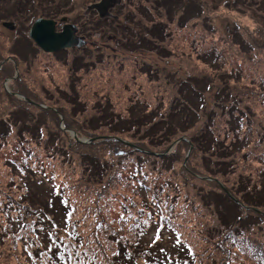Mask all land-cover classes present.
I'll return each instance as SVG.
<instances>
[{
    "label": "rangeland",
    "instance_id": "obj_1",
    "mask_svg": "<svg viewBox=\"0 0 264 264\" xmlns=\"http://www.w3.org/2000/svg\"><path fill=\"white\" fill-rule=\"evenodd\" d=\"M161 1L0 0V264H264V0Z\"/></svg>",
    "mask_w": 264,
    "mask_h": 264
},
{
    "label": "trees",
    "instance_id": "obj_2",
    "mask_svg": "<svg viewBox=\"0 0 264 264\" xmlns=\"http://www.w3.org/2000/svg\"><path fill=\"white\" fill-rule=\"evenodd\" d=\"M169 0H162L161 2H163V3H166V2H168ZM179 3H178V6L174 9V10H176V9H178V8H182V15H183V12H185V17H192V16H194V15H196V14H192L193 12H196V11H200L201 10V8H202V3H200V0H177ZM194 8V10H192L191 12H189V13H187V10L189 9V8ZM173 12V11H172ZM151 17H153L152 15H150ZM184 17V18H185ZM154 18V17H153ZM152 28V27H151ZM163 29H164V26L162 27H160L159 29H158V32L160 31V33H161V31L163 32ZM154 31H150V32H146V33H144V34H142L141 35V39L142 40H144V41H148V42H150V39H148V37H151V35H153V36H156V35H159V34H155V33H153ZM26 33V32H25ZM27 34V33H26ZM164 37V36H163ZM139 44H142V45H144L143 43H139ZM134 47H135V45H134ZM194 89L195 90H197V88L195 87V85H194ZM198 92V91H197ZM185 100V99H184ZM175 112H177V109L175 110ZM193 113H197V111L195 110H193L192 111ZM174 116L176 117V115L174 114ZM113 119H115V121L113 122ZM186 120V119H185ZM7 121H9V120H7V119H5V120H0V126H6V124H7ZM185 122V121H184ZM109 124H111V126H113V125H117V124H120L121 126L120 127H124V131H127V130H130V128L131 127H134V125H135V121H132V118L130 119V118H128V119H122L121 117H119V116H114V117H111L110 118V121H109ZM129 126V127H128ZM147 126V125H146ZM145 127V126H144ZM0 129H2V128H0ZM133 129V128H132ZM164 129L165 130H168V128L167 127H164ZM122 131H121V129H120V131H119V133H121ZM149 132V131H148ZM50 140V139H49ZM66 149H68V145H66ZM69 151H70V149H68ZM93 157V156H92ZM96 161L98 160V159H95ZM94 164H97V163H94ZM96 167L98 168V166H96V165H93V170L94 169H96ZM101 172H102V170H101ZM144 183L146 182V181H143ZM145 185V184H144ZM147 186H149L150 188H152L150 185H147ZM147 186H145V187H147ZM144 187V190L146 191V193H148V194H152V193H150V192H148L147 191V189ZM248 187H249V185H248ZM264 187H261L259 190L260 191H262V189H263ZM249 196V198H251V202H249V201H246V200H243V202L246 204H248L249 206H251V207H257V204H258V202L259 201H257L256 199H257V197H258V190L257 189H254V188H250V191L247 193ZM247 194H246V197H247ZM168 194H166L163 198H161V202L162 203H173V201H172V199H169L168 198ZM233 199V198H232ZM158 201H160V200H158ZM232 202H234L235 204H237V205H242L241 203H239V202H237V200L236 199H234V200H231ZM260 203V202H259ZM238 207V206H237ZM235 217V216H234ZM234 217H232L231 216V218H229V220H232ZM237 217H239V218H241V215H237ZM212 233H213V231H212ZM140 238V237H139ZM137 241L138 242H140V240L137 238ZM179 248V250H178V252H177V254H178V256H180V257H182V258H189V257H191L192 256V249L189 247V245L187 244V243H181L180 244V246L178 247ZM119 250V249H118ZM123 255V253L122 252H120V254H118L117 255V260H118V262H119V264H125L124 262H128V259H131L130 257H128L127 256V258H125V257H123L122 256ZM132 260H136V257H134V258H132ZM180 263V262H179ZM179 263H177V264H179ZM213 263H215V259L213 260ZM135 264V263H134ZM181 264H193V262L191 261V262H188V261H183Z\"/></svg>",
    "mask_w": 264,
    "mask_h": 264
},
{
    "label": "water",
    "instance_id": "obj_3",
    "mask_svg": "<svg viewBox=\"0 0 264 264\" xmlns=\"http://www.w3.org/2000/svg\"><path fill=\"white\" fill-rule=\"evenodd\" d=\"M100 13L107 12L108 0H102L100 3L93 4ZM6 26L11 22H5ZM74 25H64L63 30L56 33V22L53 20L38 19L36 20L29 33L35 43L45 51L54 52L63 48H71L72 46L84 43V39L76 36ZM81 41V42H80Z\"/></svg>",
    "mask_w": 264,
    "mask_h": 264
},
{
    "label": "flooded vegetation",
    "instance_id": "obj_4",
    "mask_svg": "<svg viewBox=\"0 0 264 264\" xmlns=\"http://www.w3.org/2000/svg\"><path fill=\"white\" fill-rule=\"evenodd\" d=\"M101 1H102V0H101ZM33 23H34V22H33ZM33 23H32V25H33ZM32 25L30 26L29 31H30ZM6 27L11 28V29H12V28H15V27H16L15 22L11 21V25L6 26ZM61 29L63 30V26H62ZM29 31H28V33H27V36L30 37V39H32L31 36H30ZM75 35H76V36H80L78 33H75ZM32 40H33V39H32ZM33 41H34V40H33ZM34 42H35V41H34Z\"/></svg>",
    "mask_w": 264,
    "mask_h": 264
},
{
    "label": "snow or ice",
    "instance_id": "obj_5",
    "mask_svg": "<svg viewBox=\"0 0 264 264\" xmlns=\"http://www.w3.org/2000/svg\"><path fill=\"white\" fill-rule=\"evenodd\" d=\"M156 239H159V235L157 234ZM155 242V241H154Z\"/></svg>",
    "mask_w": 264,
    "mask_h": 264
}]
</instances>
